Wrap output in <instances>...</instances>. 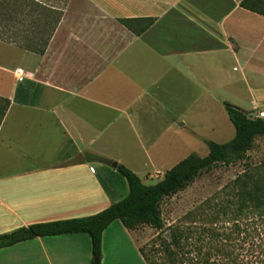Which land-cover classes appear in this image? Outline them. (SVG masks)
Returning <instances> with one entry per match:
<instances>
[{"label": "crops", "instance_id": "1", "mask_svg": "<svg viewBox=\"0 0 264 264\" xmlns=\"http://www.w3.org/2000/svg\"><path fill=\"white\" fill-rule=\"evenodd\" d=\"M241 2L53 0L43 54L0 42L12 74L0 86V232L99 213L129 192L117 165L155 184L193 145L235 136L225 104L264 111V16ZM143 18L154 22L140 35L119 22ZM114 222L123 238L106 243ZM114 222L100 264H146L136 232ZM91 260L85 233L0 249V264Z\"/></svg>", "mask_w": 264, "mask_h": 264}, {"label": "trees", "instance_id": "2", "mask_svg": "<svg viewBox=\"0 0 264 264\" xmlns=\"http://www.w3.org/2000/svg\"><path fill=\"white\" fill-rule=\"evenodd\" d=\"M48 2L0 0V42L43 54L60 18ZM240 7L264 16V0H242ZM119 22L140 35L154 19ZM9 106L10 101L0 97V125ZM225 110L235 136L224 144L206 141L207 156L191 153L153 185L143 184L133 172L117 165L129 188L125 198L91 216L33 224L2 234L0 249L37 237L85 233L91 240L90 264H100L102 233L112 222L118 220L128 230L149 226L161 231L164 222L160 204L165 198L183 191L203 172L220 164L241 162L253 139L264 135V119L252 118L250 113L230 104H225ZM221 193L226 198H212L202 205L204 209L198 216L208 226L201 232L174 226L169 229V240L159 238L152 250L161 259L159 264H264V164L247 166ZM139 252L146 264H154L142 248Z\"/></svg>", "mask_w": 264, "mask_h": 264}, {"label": "rangeland", "instance_id": "3", "mask_svg": "<svg viewBox=\"0 0 264 264\" xmlns=\"http://www.w3.org/2000/svg\"><path fill=\"white\" fill-rule=\"evenodd\" d=\"M47 1L52 2L53 0ZM3 48L5 49L7 47H1L0 45V86L11 85L12 83V74L9 71L11 69L9 64L11 63L7 60L8 56L1 53ZM251 117L253 118L254 115L251 114ZM193 149L194 153L199 157H205L208 154V148L206 144L202 142L193 145ZM260 164H264V135H259L253 139L251 149L246 153L245 158L241 162L231 165L220 164L209 171L203 172L183 191L178 192L172 197L165 198L160 204L161 216L164 222L163 229L161 231H156L149 226H141L134 230L137 234L140 248L149 255L154 264H159L161 259L158 255H154L152 250H155L153 246H157L160 242V237L169 240V229L174 226L201 232V228L208 226V224L204 223L198 216L204 209L202 205L212 198L216 200L226 198V196L221 193L222 189L236 177L242 175L247 166H257ZM143 184L153 185L154 181H143ZM205 211L208 212L206 209ZM115 224L119 223L114 222L106 231V243L111 238H123V235L120 233L112 232V228ZM11 231L13 230L0 232V234L9 233ZM196 236L197 233L193 238H196ZM106 255L108 256V253L104 254V258H106ZM103 264H109V260L107 259Z\"/></svg>", "mask_w": 264, "mask_h": 264}, {"label": "built area", "instance_id": "4", "mask_svg": "<svg viewBox=\"0 0 264 264\" xmlns=\"http://www.w3.org/2000/svg\"><path fill=\"white\" fill-rule=\"evenodd\" d=\"M21 73V70H19V74ZM256 119H264V111L261 110L259 112H257L256 114H254V117Z\"/></svg>", "mask_w": 264, "mask_h": 264}]
</instances>
